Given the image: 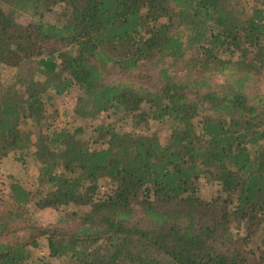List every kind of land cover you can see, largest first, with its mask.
I'll list each match as a JSON object with an SVG mask.
<instances>
[{"label":"trees","instance_id":"1","mask_svg":"<svg viewBox=\"0 0 264 264\" xmlns=\"http://www.w3.org/2000/svg\"><path fill=\"white\" fill-rule=\"evenodd\" d=\"M11 152L0 264H264V0H0Z\"/></svg>","mask_w":264,"mask_h":264},{"label":"rangeland","instance_id":"2","mask_svg":"<svg viewBox=\"0 0 264 264\" xmlns=\"http://www.w3.org/2000/svg\"><path fill=\"white\" fill-rule=\"evenodd\" d=\"M8 69H5V75L7 74ZM75 100V92H70L64 96H62L57 102V106L61 109L63 108H71L74 104ZM105 116L107 113L104 114ZM104 117L102 116L101 119ZM18 152H11L6 155L0 162V177L8 182L11 179H19L21 180L28 188L33 189L38 184V163L31 157L28 156L22 161L19 159ZM102 184L99 186V190L97 194L104 195L103 192L107 189V181H102ZM110 182H108L109 184ZM105 190V191H104ZM215 186H211L206 190L205 195L209 196L215 192ZM64 209H54V208H46L44 210L37 211L38 217H41L44 222H54L59 218L60 214L64 213ZM236 232H243V229H235ZM44 241V240H43ZM34 256L30 260L31 263L33 260L38 261V259L42 256L47 255L48 250L46 248V243L42 244L40 247L33 249ZM53 264H67L68 258L66 259H57L51 258Z\"/></svg>","mask_w":264,"mask_h":264}]
</instances>
